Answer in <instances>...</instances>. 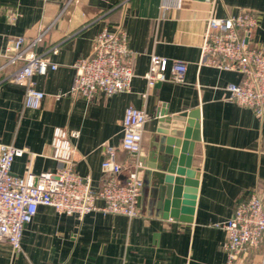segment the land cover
Listing matches in <instances>:
<instances>
[{
	"label": "crops",
	"instance_id": "1",
	"mask_svg": "<svg viewBox=\"0 0 264 264\" xmlns=\"http://www.w3.org/2000/svg\"><path fill=\"white\" fill-rule=\"evenodd\" d=\"M0 0V69L5 49L18 37L33 42L45 38L32 52L45 55L56 70L35 76L36 89L46 97L40 109L25 106L27 88L7 77L22 63L0 70V142L24 149L12 173L25 177L56 172L54 131L78 132L74 170L101 190L116 177L102 170L104 146L118 147L117 161L125 180L137 167L150 174L142 181L135 218L94 212L80 220L40 206L23 235L22 252L0 244V264H224L227 235L221 224L231 219L239 204L252 194L264 200V116L227 100L229 84H239L238 72L200 66L202 46L211 16L226 18L251 12L259 25L253 43L264 41V0ZM107 29L124 30L132 51L131 90L93 100L65 96L74 82L76 63L92 54L94 39ZM58 53L54 54L53 50ZM158 56L188 66L186 82L158 83L149 88L145 75ZM62 95L57 98L56 96ZM144 111L141 151L121 149L127 108ZM199 112V130L193 148L192 169L199 186L191 221L165 219L161 186L153 174L163 154L157 133L158 113ZM162 197V198H161ZM98 208L104 202L98 200ZM251 264H264V243L253 250Z\"/></svg>",
	"mask_w": 264,
	"mask_h": 264
},
{
	"label": "built area",
	"instance_id": "2",
	"mask_svg": "<svg viewBox=\"0 0 264 264\" xmlns=\"http://www.w3.org/2000/svg\"><path fill=\"white\" fill-rule=\"evenodd\" d=\"M75 0H68L67 6ZM202 46L200 66L220 71L238 72L243 76L239 84L226 88L228 101L251 109L258 117L264 116V41L253 43V34L259 25L258 17L251 12L238 16L218 18L211 16ZM48 30L43 31L33 42L23 37L11 40L5 49L6 69L22 63L7 80L27 88L25 106L40 109L46 94L36 89L33 78L56 70L45 55H37L32 49L43 41ZM58 53L57 49L53 50ZM75 79L65 96L74 99L93 100L97 95L111 97L131 90L135 77L132 51L127 32L103 30L93 42L91 56L79 60L75 65ZM188 66L184 62H170L153 56L145 75L149 88L158 83L184 84ZM57 98L62 95L56 96ZM149 116L134 107L127 108L123 120L121 149L137 155L142 148L143 129ZM78 132L68 133L57 128L54 131L53 158L60 163L56 172L39 175L29 172L25 177L12 173L14 161L23 156L24 149L0 142V244L8 242L15 254L22 252V240L26 227L31 224L40 206L53 208L57 213L77 216L80 220L91 213L118 214L135 218L143 183L138 178L137 167L131 169L125 180L117 178L123 166L117 161L118 147L105 144L106 159L102 170L114 174L101 190H94L89 177H82L74 170ZM104 206L98 208L97 201ZM226 232L223 245L226 254L224 264H251L250 253L264 243V200L254 193L239 204L231 219L220 225Z\"/></svg>",
	"mask_w": 264,
	"mask_h": 264
},
{
	"label": "water",
	"instance_id": "3",
	"mask_svg": "<svg viewBox=\"0 0 264 264\" xmlns=\"http://www.w3.org/2000/svg\"><path fill=\"white\" fill-rule=\"evenodd\" d=\"M157 133L162 136L164 144L162 155L153 174L155 184L161 186L163 200V216L182 221H191L197 199L199 173L192 169L193 148L199 141V112H185L170 115L161 110L157 116ZM150 173L143 169L137 170L138 178ZM161 197V198H162Z\"/></svg>",
	"mask_w": 264,
	"mask_h": 264
}]
</instances>
